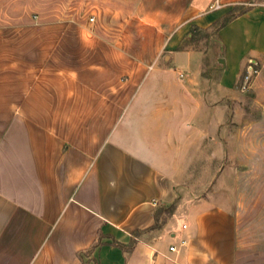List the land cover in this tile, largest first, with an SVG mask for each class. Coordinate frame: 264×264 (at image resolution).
I'll return each instance as SVG.
<instances>
[{
    "label": "crops",
    "instance_id": "0c3cea01",
    "mask_svg": "<svg viewBox=\"0 0 264 264\" xmlns=\"http://www.w3.org/2000/svg\"><path fill=\"white\" fill-rule=\"evenodd\" d=\"M49 1L0 22V264H264L232 199L196 192L223 156L215 103L264 58V7L219 23L205 81L202 33L252 0Z\"/></svg>",
    "mask_w": 264,
    "mask_h": 264
},
{
    "label": "rangeland",
    "instance_id": "374dc122",
    "mask_svg": "<svg viewBox=\"0 0 264 264\" xmlns=\"http://www.w3.org/2000/svg\"><path fill=\"white\" fill-rule=\"evenodd\" d=\"M33 1L36 2L35 5ZM63 2L64 0H60L61 4ZM49 3V0H8V4H17L18 8L13 9V15L8 17L0 14V22H33L38 19L34 16L38 8L47 15ZM256 6L264 7V0H252L243 7L231 9L221 15L206 33H202L206 40L200 49L204 47V43L207 44L201 68V77L205 81L217 79L223 67V62L213 57L216 53L211 45H216L213 42H216V28L219 23ZM9 33L14 35L16 32ZM97 33L101 32L97 30ZM30 36L31 31L25 32L26 38ZM183 47L194 49L198 44L189 40ZM211 57L213 63L210 62ZM257 86L260 89L264 87V58L249 57L233 85L235 94L232 99L225 98L215 103L216 122L221 125L217 126L216 133L226 136V141L220 144L223 156L212 163L211 168L212 171L215 170V174L199 176L201 188L196 191L197 194L204 195L209 189L214 191L217 197L223 199L227 195L232 199L238 212L242 246L249 252L256 248L260 252L264 251V102L256 89ZM200 161V167L207 165L206 160ZM248 258L250 262L257 256L250 253ZM259 259L264 262V254L259 255L258 261Z\"/></svg>",
    "mask_w": 264,
    "mask_h": 264
},
{
    "label": "built area",
    "instance_id": "2783aa9c",
    "mask_svg": "<svg viewBox=\"0 0 264 264\" xmlns=\"http://www.w3.org/2000/svg\"><path fill=\"white\" fill-rule=\"evenodd\" d=\"M220 7L219 2H215L213 5L210 6L211 9H217ZM93 18H90V20H92ZM251 67V66H250ZM252 68V67H251ZM171 249L173 250V247H171Z\"/></svg>",
    "mask_w": 264,
    "mask_h": 264
},
{
    "label": "water",
    "instance_id": "95a60500",
    "mask_svg": "<svg viewBox=\"0 0 264 264\" xmlns=\"http://www.w3.org/2000/svg\"><path fill=\"white\" fill-rule=\"evenodd\" d=\"M222 61V60H221Z\"/></svg>",
    "mask_w": 264,
    "mask_h": 264
}]
</instances>
